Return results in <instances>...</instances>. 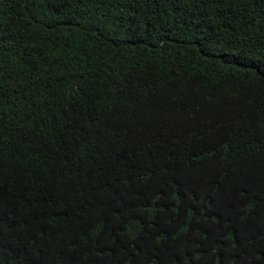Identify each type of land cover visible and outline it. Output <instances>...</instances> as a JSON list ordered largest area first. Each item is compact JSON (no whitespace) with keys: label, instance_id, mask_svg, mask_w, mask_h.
I'll return each mask as SVG.
<instances>
[{"label":"trees","instance_id":"16d2710c","mask_svg":"<svg viewBox=\"0 0 264 264\" xmlns=\"http://www.w3.org/2000/svg\"><path fill=\"white\" fill-rule=\"evenodd\" d=\"M0 264H264V0H0Z\"/></svg>","mask_w":264,"mask_h":264}]
</instances>
